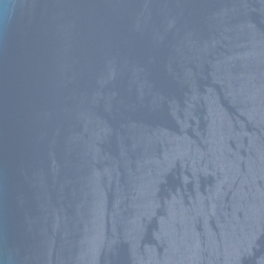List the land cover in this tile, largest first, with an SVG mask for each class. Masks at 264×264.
I'll use <instances>...</instances> for the list:
<instances>
[{
    "label": "water",
    "instance_id": "95a60500",
    "mask_svg": "<svg viewBox=\"0 0 264 264\" xmlns=\"http://www.w3.org/2000/svg\"><path fill=\"white\" fill-rule=\"evenodd\" d=\"M0 264H264V0H0Z\"/></svg>",
    "mask_w": 264,
    "mask_h": 264
}]
</instances>
